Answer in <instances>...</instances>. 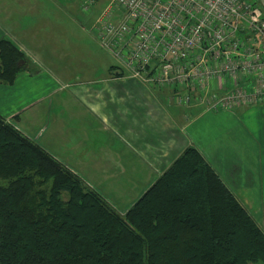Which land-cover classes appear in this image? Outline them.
Returning a JSON list of instances; mask_svg holds the SVG:
<instances>
[{
	"label": "crops",
	"instance_id": "obj_1",
	"mask_svg": "<svg viewBox=\"0 0 264 264\" xmlns=\"http://www.w3.org/2000/svg\"><path fill=\"white\" fill-rule=\"evenodd\" d=\"M64 5L0 0V39L26 57L13 83L0 84V116L84 184L97 163L134 167L141 177L139 196L193 147L264 234V111L243 107L210 114L199 106H170L166 91L128 78L108 52L115 63L104 64L101 75L89 66H67L84 41L70 30L82 32L85 22L91 27L102 6L77 19ZM62 8L71 11L49 12ZM87 35L96 53L90 28ZM110 207L123 215L115 204Z\"/></svg>",
	"mask_w": 264,
	"mask_h": 264
},
{
	"label": "trees",
	"instance_id": "obj_2",
	"mask_svg": "<svg viewBox=\"0 0 264 264\" xmlns=\"http://www.w3.org/2000/svg\"><path fill=\"white\" fill-rule=\"evenodd\" d=\"M26 59L0 39V84ZM264 264V234L193 147L117 214L0 116V264Z\"/></svg>",
	"mask_w": 264,
	"mask_h": 264
},
{
	"label": "built area",
	"instance_id": "obj_3",
	"mask_svg": "<svg viewBox=\"0 0 264 264\" xmlns=\"http://www.w3.org/2000/svg\"><path fill=\"white\" fill-rule=\"evenodd\" d=\"M90 32L128 78L166 91L168 105L264 111V12L255 0H107Z\"/></svg>",
	"mask_w": 264,
	"mask_h": 264
},
{
	"label": "rangeland",
	"instance_id": "obj_4",
	"mask_svg": "<svg viewBox=\"0 0 264 264\" xmlns=\"http://www.w3.org/2000/svg\"><path fill=\"white\" fill-rule=\"evenodd\" d=\"M42 1H52V0H42ZM54 1H57L59 5L67 4V5H64L63 8L71 7L72 8L71 10H75V16L77 17V19H79L84 14L81 12L80 8L83 5H85V3L92 1L94 5L90 9L92 11L97 12V9L103 6L107 0H54ZM255 2H256V5L259 7V9L264 12V0H255ZM74 7L76 9H74ZM63 8L61 10L51 9L49 12L51 15L64 16L66 15V13L62 15L61 12L71 11L69 9L65 11ZM89 25H90L89 22H85L83 24L82 32H80L78 28H74L73 30H70L71 32L76 33L77 38L83 37L82 39H84V41H83V47L78 48L77 54L74 56H73L74 51H72L71 52L72 55H70L66 59V62H68L67 66H80V67L89 66L93 70V72L99 71L101 75V67H103L104 64L111 65L115 62L113 59H111V57L110 59L107 57L108 56L107 55L108 53H106L107 51L102 49L99 46V44L98 46L96 45L98 47L96 53H93V51H91V49L89 48V46L87 45L85 41V39H87L86 36H88L87 32L90 28ZM67 31H68V28H67ZM90 51L92 53H89ZM180 108L182 107L180 106ZM238 108H243V107H237V108H234L233 110L238 109ZM210 114H213V113L210 112ZM6 121L10 122L9 120H6ZM104 163L103 162L97 163L96 166H98V168L87 170V175H89V178L87 179V181H85V183L87 182L88 184L87 183L86 184L88 186H90L95 191H98L102 195V197H104L107 200V202L110 205L113 206L115 204L118 210H120V212H122L124 215L125 212L128 210V208L132 205L133 197L136 198L139 196L136 194L140 190V178L141 177H139V173L137 172V169H135L132 166L128 167L124 163H117V164L113 162L107 163L106 161ZM82 177H83L82 179H86L85 176L82 175ZM86 184L84 185L87 186ZM148 186H146V188Z\"/></svg>",
	"mask_w": 264,
	"mask_h": 264
},
{
	"label": "flooded vegetation",
	"instance_id": "obj_5",
	"mask_svg": "<svg viewBox=\"0 0 264 264\" xmlns=\"http://www.w3.org/2000/svg\"><path fill=\"white\" fill-rule=\"evenodd\" d=\"M23 55H24V54H23ZM25 59H26V57H25ZM25 63H26V61H25ZM25 63H23L22 67L25 65Z\"/></svg>",
	"mask_w": 264,
	"mask_h": 264
}]
</instances>
